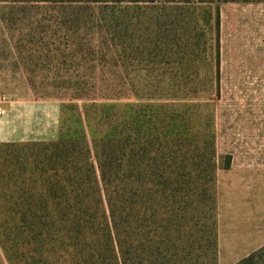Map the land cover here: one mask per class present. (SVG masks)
Wrapping results in <instances>:
<instances>
[{
    "label": "trees",
    "instance_id": "16d2710c",
    "mask_svg": "<svg viewBox=\"0 0 264 264\" xmlns=\"http://www.w3.org/2000/svg\"><path fill=\"white\" fill-rule=\"evenodd\" d=\"M165 1L216 4L215 81L218 5L264 2ZM202 90L103 87L101 98L135 101L81 97L61 105L56 138L0 142V264H216V174L230 156L217 153L212 104L194 100ZM232 264H264V244Z\"/></svg>",
    "mask_w": 264,
    "mask_h": 264
},
{
    "label": "rangeland",
    "instance_id": "374dc122",
    "mask_svg": "<svg viewBox=\"0 0 264 264\" xmlns=\"http://www.w3.org/2000/svg\"><path fill=\"white\" fill-rule=\"evenodd\" d=\"M215 6L0 0V142L56 138L61 105L81 97L135 101L101 98L103 87L197 84L194 100L214 109L217 153L230 156L216 174V264H232L252 228L264 237V2L218 5V81L207 74Z\"/></svg>",
    "mask_w": 264,
    "mask_h": 264
},
{
    "label": "crops",
    "instance_id": "0c3cea01",
    "mask_svg": "<svg viewBox=\"0 0 264 264\" xmlns=\"http://www.w3.org/2000/svg\"><path fill=\"white\" fill-rule=\"evenodd\" d=\"M254 212V211H253ZM257 212V211H255ZM254 212V213H255ZM261 212H262V215H264V211H260V212H257L256 214L259 216H261ZM256 227L252 228L249 232H248V236H247V239L241 243V244H248L250 245V248L249 250L245 253V254H242L240 258H242L243 256L247 255L249 252L257 249L258 247H260L262 244H264V237L262 234H258V230L255 229ZM254 243V244H253ZM238 245V244H237ZM239 258V259H240ZM238 259V260H239ZM237 261V260H236ZM235 261V262H236Z\"/></svg>",
    "mask_w": 264,
    "mask_h": 264
},
{
    "label": "built area",
    "instance_id": "2783aa9c",
    "mask_svg": "<svg viewBox=\"0 0 264 264\" xmlns=\"http://www.w3.org/2000/svg\"><path fill=\"white\" fill-rule=\"evenodd\" d=\"M3 96L0 94V114L2 113Z\"/></svg>",
    "mask_w": 264,
    "mask_h": 264
}]
</instances>
